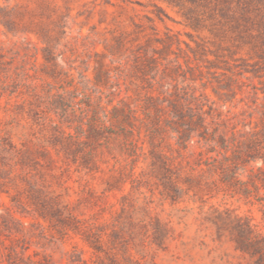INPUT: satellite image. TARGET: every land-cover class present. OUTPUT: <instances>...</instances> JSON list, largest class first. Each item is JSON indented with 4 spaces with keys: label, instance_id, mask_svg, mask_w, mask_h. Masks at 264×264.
I'll list each match as a JSON object with an SVG mask.
<instances>
[{
    "label": "rangeland",
    "instance_id": "374dc122",
    "mask_svg": "<svg viewBox=\"0 0 264 264\" xmlns=\"http://www.w3.org/2000/svg\"><path fill=\"white\" fill-rule=\"evenodd\" d=\"M207 6L0 0V63L6 66L0 71V264H255L256 257L237 250L233 226L242 218L264 238L258 203L233 195L217 176L175 201L154 178L134 185L122 176L126 157L118 141L114 152L98 155L100 169L87 172L79 160L57 154L48 126L50 119L62 121L49 108V88L57 94L88 85L98 101L99 62L115 70L112 82L120 77L123 91L114 104L143 97L145 90L131 86L142 59L161 69L154 95L168 97L177 86L206 97L214 114L207 116L210 129L228 136L264 130V61L241 49ZM44 47L57 56V70L44 59ZM199 151L174 153L182 177H202L205 167L194 166ZM145 168L141 160L135 174Z\"/></svg>",
    "mask_w": 264,
    "mask_h": 264
},
{
    "label": "trees",
    "instance_id": "16d2710c",
    "mask_svg": "<svg viewBox=\"0 0 264 264\" xmlns=\"http://www.w3.org/2000/svg\"><path fill=\"white\" fill-rule=\"evenodd\" d=\"M189 2L193 5L207 4L215 13L218 24L234 34L237 42L242 45L241 49L247 47L248 53H254L264 61V0ZM26 43V48H29V43ZM42 51L51 69L57 70V56L52 49L44 47ZM142 56L139 53L137 58ZM136 63L139 76L131 86L145 90V95H140L133 102L122 97L114 104L115 98L123 91L120 77L117 75L116 81L112 82L115 70L103 68L100 62L94 69V86L100 89L97 102L93 103L88 85L75 87L73 91L63 87L65 92L57 94L52 93L51 88L48 89L51 95L49 108L59 110L62 117V121L58 122L50 119L48 125L57 154L71 157L74 163L79 160V166L87 172H93L100 169L98 155L106 149L114 152L115 142L118 141L126 157L122 176H126L134 185L154 178L160 182L163 194L175 201L194 186L199 189L205 185L209 187L217 176V180L233 195L256 202L264 209V130H233L228 136L221 134L219 127L210 129L207 116L213 117L214 114L206 97H197L177 86L168 97L154 95V86L162 85L157 78L161 69L157 64L143 62L142 59ZM5 70L6 66L0 63V71ZM146 84L147 87L144 86ZM103 88L107 93L101 90ZM126 88L128 92L130 89ZM104 95L108 98L107 106L103 105ZM35 98L38 101L41 97ZM36 104L31 105L30 110L33 111L31 108ZM205 107L208 109L205 110ZM171 140H175V143L172 144ZM193 147L200 149L194 166H204L203 175L182 177L174 163V153L182 156L183 151ZM141 160L146 163V168L136 175L134 170ZM256 163L260 165L251 167V164ZM127 166L130 168L127 169ZM243 173H247L246 179L242 178ZM182 184L187 188L183 189ZM233 237L237 250L256 257L255 264H264V238L255 232L248 221L237 218L233 226ZM155 240L160 243L158 239Z\"/></svg>",
    "mask_w": 264,
    "mask_h": 264
}]
</instances>
